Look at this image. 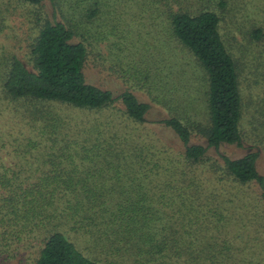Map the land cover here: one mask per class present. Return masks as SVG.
Segmentation results:
<instances>
[{
  "label": "trees",
  "instance_id": "obj_1",
  "mask_svg": "<svg viewBox=\"0 0 264 264\" xmlns=\"http://www.w3.org/2000/svg\"><path fill=\"white\" fill-rule=\"evenodd\" d=\"M156 1L165 29L207 72L205 122L147 123L148 105L133 93L112 96L85 81L89 52L106 37L107 0H0V264H96L77 236L160 262L167 251L196 256V233L209 260L207 228L251 209L264 220L257 153L207 152L243 147L244 93L214 8L223 1L196 10ZM152 125L182 144L158 142ZM220 232L210 238L228 244Z\"/></svg>",
  "mask_w": 264,
  "mask_h": 264
},
{
  "label": "rangeland",
  "instance_id": "obj_2",
  "mask_svg": "<svg viewBox=\"0 0 264 264\" xmlns=\"http://www.w3.org/2000/svg\"><path fill=\"white\" fill-rule=\"evenodd\" d=\"M222 1L221 6L214 8L219 16L220 39L234 61L244 93L243 147L222 144L217 149L208 147L207 152L213 157L224 154L230 158L256 152V169L264 177V0ZM202 3V0H176L170 6L196 10ZM160 9H163L161 2L156 0H107L102 10L107 11L104 28L108 37L89 52L85 81L109 90L112 96L122 91L133 93L139 102L148 105L147 123L170 117L180 118L181 122H205L207 72L190 49L176 38L173 40L171 29H165V14L157 12ZM157 127L153 131L158 142L175 148L182 144L171 128ZM187 143L205 145L199 137H190ZM251 210L248 217L243 212L220 220L218 227L211 231L213 234L221 231L219 236L231 237L228 244L220 239L217 246V238H210L213 234L206 229L207 243L213 242L209 260L201 253L199 242L204 238L200 233L195 234L196 256L188 251L175 257L167 251L160 262L149 260L146 255L140 261V256L135 260L137 247L119 253L111 251L106 240L105 243L93 239L82 243L83 238H76L82 253L96 264H239L238 259L264 264V220ZM185 257L191 262L187 263ZM21 264L29 263L23 260Z\"/></svg>",
  "mask_w": 264,
  "mask_h": 264
}]
</instances>
